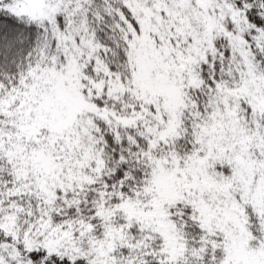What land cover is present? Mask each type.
<instances>
[{
	"label": "snow or ice",
	"instance_id": "6c2138e0",
	"mask_svg": "<svg viewBox=\"0 0 264 264\" xmlns=\"http://www.w3.org/2000/svg\"><path fill=\"white\" fill-rule=\"evenodd\" d=\"M0 264H264V0H0Z\"/></svg>",
	"mask_w": 264,
	"mask_h": 264
}]
</instances>
